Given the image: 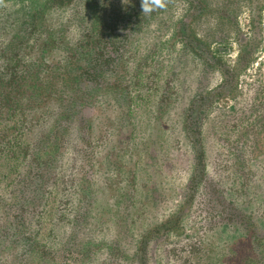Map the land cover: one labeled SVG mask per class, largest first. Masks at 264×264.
I'll return each instance as SVG.
<instances>
[{
  "label": "rangeland",
  "instance_id": "obj_1",
  "mask_svg": "<svg viewBox=\"0 0 264 264\" xmlns=\"http://www.w3.org/2000/svg\"><path fill=\"white\" fill-rule=\"evenodd\" d=\"M0 264H264V0H0Z\"/></svg>",
  "mask_w": 264,
  "mask_h": 264
},
{
  "label": "clouds",
  "instance_id": "obj_2",
  "mask_svg": "<svg viewBox=\"0 0 264 264\" xmlns=\"http://www.w3.org/2000/svg\"><path fill=\"white\" fill-rule=\"evenodd\" d=\"M127 5L130 3V0H123ZM141 9L142 13L151 14L157 10L165 9V0H141Z\"/></svg>",
  "mask_w": 264,
  "mask_h": 264
}]
</instances>
